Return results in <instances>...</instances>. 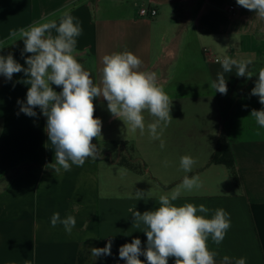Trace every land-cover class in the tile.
<instances>
[{"label": "crops", "instance_id": "1", "mask_svg": "<svg viewBox=\"0 0 264 264\" xmlns=\"http://www.w3.org/2000/svg\"><path fill=\"white\" fill-rule=\"evenodd\" d=\"M141 7L153 8L157 15L141 18ZM57 10H70L80 20L83 34L77 58L96 83L104 55L131 51L142 59V70L156 73L172 99L173 119L163 130L161 149L159 140L131 132L111 115L107 101L96 98L94 116L102 121V138L93 143H127L137 159L136 170L113 161L87 160L59 175L29 170L0 182V264H125L119 259V247L134 238L146 247L147 239L143 225L140 229L132 225L129 209L154 210L158 197L179 185L185 175H198L203 187L175 203L204 204L231 214L223 242L217 246L208 241L209 248L219 253L217 264L224 255L264 264V128L250 116L253 109L264 108L257 96L250 95L257 76L237 77L235 69L224 73L226 95L209 86L222 71L218 61L224 54L252 57L249 70L254 74L264 67V19L236 0H0V55L11 53L27 67L25 58L31 54L21 55L24 43L17 40L13 45L6 39L9 31L27 28ZM25 79L23 72L11 81L0 75V177L24 164L46 166L55 159L45 132L46 117L39 108L36 117L19 112L17 101L26 102L29 87ZM230 104L242 116L244 129L256 137L231 144L238 184L225 166L210 164L222 113ZM144 115L151 122L153 118ZM183 155L198 161L190 173L180 169ZM136 190L146 193L144 199L133 198ZM54 212L62 218L75 216L71 235L60 224L51 226ZM108 240L112 255L93 257L90 249L104 247ZM169 264H175V258H169Z\"/></svg>", "mask_w": 264, "mask_h": 264}, {"label": "clouds", "instance_id": "2", "mask_svg": "<svg viewBox=\"0 0 264 264\" xmlns=\"http://www.w3.org/2000/svg\"><path fill=\"white\" fill-rule=\"evenodd\" d=\"M236 3L264 19V0H236ZM82 34V24L70 10H57L27 28L9 31L6 39L13 41V45L17 40L23 41L21 55L31 54L25 58L27 67L18 63L11 53L0 55V75L8 81L21 72L26 77L23 83L29 87L26 102L17 101L19 112L36 117L35 109L39 108L46 117L45 132L55 156L54 162L47 167L56 175L71 171L73 166L82 167L86 160H97L101 156V149L93 143L94 138H102V121L94 116L96 98L107 101L111 115L122 120L131 132L141 136L147 133L150 140H159L161 149L165 148L163 130L173 119L170 115L172 99L156 73L142 70V59L131 51L104 55L100 81L96 83L77 58L78 38ZM218 62L222 71L209 85L215 92L227 94L224 73L235 69L237 77L257 76L250 95L257 96L259 103L264 105V67L254 74L249 70L252 57L233 58L228 54ZM53 86L61 91L57 92ZM144 113L153 118L151 122L146 121ZM250 116L259 128H264V108L253 109ZM197 163L191 155L180 157V169L185 173H190ZM167 164L164 161V165ZM202 187L198 175H185L179 185L158 197V207L154 210L141 213L130 208L132 225L137 229L143 225L141 231L147 238L146 247H142L141 239L134 238L131 243L119 247V259L125 264H145V261L147 264H169V258H175V264H217L219 253L209 248L208 241L211 239L217 246L223 242L231 228V214L223 208L209 209L204 204L175 203L183 194L197 192ZM145 194L136 190L133 198L141 200ZM50 224L53 227L62 225L66 234L71 235L76 218L72 214L62 218L59 212H54ZM111 248L112 240H108L104 247H92L90 252L95 258L110 256ZM141 256L145 259L141 260ZM219 264H247V258L224 255Z\"/></svg>", "mask_w": 264, "mask_h": 264}, {"label": "trees", "instance_id": "3", "mask_svg": "<svg viewBox=\"0 0 264 264\" xmlns=\"http://www.w3.org/2000/svg\"><path fill=\"white\" fill-rule=\"evenodd\" d=\"M233 108V104H230L225 112L222 113L221 134L219 136L215 152L210 159V164H220L225 166L229 170L233 182L238 184L231 144L236 140L255 139L256 137L254 133L244 129L245 126H242L243 122H241L242 116L237 114ZM98 147L101 149V156L97 160L102 159L113 161L120 167L128 168L134 171L136 170L137 167L134 166V162L137 161V159L133 156L132 148H130L127 143L110 141L105 142L102 145H98ZM29 170H38L48 173L54 172V170L48 168L47 165L24 164L13 169L10 174H5L0 177V182L10 181L22 172ZM78 263H80L79 260Z\"/></svg>", "mask_w": 264, "mask_h": 264}, {"label": "built area", "instance_id": "4", "mask_svg": "<svg viewBox=\"0 0 264 264\" xmlns=\"http://www.w3.org/2000/svg\"><path fill=\"white\" fill-rule=\"evenodd\" d=\"M233 9L234 8L231 6L228 11L232 13ZM138 15L141 18H154L157 15V12L153 8L141 7L138 10Z\"/></svg>", "mask_w": 264, "mask_h": 264}, {"label": "rangeland", "instance_id": "5", "mask_svg": "<svg viewBox=\"0 0 264 264\" xmlns=\"http://www.w3.org/2000/svg\"><path fill=\"white\" fill-rule=\"evenodd\" d=\"M250 96V95H249Z\"/></svg>", "mask_w": 264, "mask_h": 264}]
</instances>
